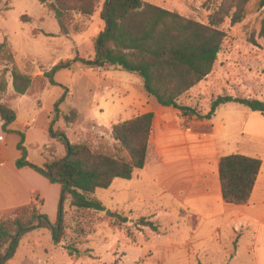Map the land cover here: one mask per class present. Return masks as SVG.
Returning <instances> with one entry per match:
<instances>
[{
  "label": "rangeland",
  "instance_id": "rangeland-1",
  "mask_svg": "<svg viewBox=\"0 0 264 264\" xmlns=\"http://www.w3.org/2000/svg\"><path fill=\"white\" fill-rule=\"evenodd\" d=\"M144 1L203 24H209L211 16L225 2ZM263 20L264 0H249L242 22L233 25L229 17L219 26L225 32V40L215 67L195 90L181 98L180 104L192 106L205 115L220 96L264 102V38L260 35ZM85 27L80 34L61 37L54 14L39 1L0 0V43L7 39L20 71L38 80L29 95L17 97L9 68L0 62V80L4 78L8 84L2 100L20 115L15 127L25 133V146L34 163L65 155L64 145L49 132L55 105L63 97L62 118L55 129L66 130L72 143L86 142L94 149L105 151H113L118 142L113 139L112 128L99 127L96 122L104 119L103 123L111 127L131 120L137 106L129 100V89H133L135 97L146 100L137 87L139 76L118 67L91 68L80 62L73 70L59 71L55 86L47 85L44 79L47 87L40 91L44 72L61 60L74 59L77 55L84 59L95 58L93 44L104 25L97 14ZM147 98L152 103V98ZM67 116L71 118L69 122L65 121ZM1 126L0 117V149L3 139L7 138L5 156L12 148L9 140L20 141V137L6 136ZM150 155L149 166L152 167V151ZM152 193L158 195L160 190L152 186L147 171L136 170L132 181L117 179L110 188L96 192L95 196L106 210L85 213L90 231L79 245V258L69 256L63 246L56 245L49 230L36 229L22 239L16 256L8 264H236L226 255L232 239L234 247L236 245L231 233L224 236L222 245L217 241L198 245L196 254L189 259L182 245L193 230L184 222H176L179 216L161 218L160 223L153 221L152 210L156 203H152ZM118 215L127 222L118 219ZM143 218L153 221L158 230L143 226ZM70 226L74 227L75 222Z\"/></svg>",
  "mask_w": 264,
  "mask_h": 264
},
{
  "label": "trees",
  "instance_id": "trees-1",
  "mask_svg": "<svg viewBox=\"0 0 264 264\" xmlns=\"http://www.w3.org/2000/svg\"><path fill=\"white\" fill-rule=\"evenodd\" d=\"M37 1L54 14L61 37L69 38L84 32L85 24L97 14L104 25L94 41L95 58L84 59L77 55L74 59L61 60L50 71L44 72L40 91L45 90L48 84L57 85V73L64 69L73 70L80 62L91 68L118 67L139 76L147 97L164 107L179 109L185 117L211 120L218 108L228 103L239 104L264 115V102L257 99L220 96L212 102L210 111L205 115L179 102L212 73L225 40V32L219 26L229 17L233 25L242 22L249 0H225L211 16L209 24L188 19L144 0ZM260 35L264 38V20ZM0 62L6 63L9 68L15 96L29 95L37 86L38 80L18 68L7 39L0 43ZM7 88V81L2 78L1 127L4 133H17L21 137L17 145L21 152L17 167L33 169L52 183L59 184L61 191L56 221H52L36 204L0 214V264H8L16 256L22 239L36 229L49 230L56 245L63 246L69 256L79 258V245L90 231L85 213L106 210L95 196L97 190L110 188L117 179L132 180L136 170L145 168L154 114L147 113L115 124L112 136L118 146L113 151L94 149L86 142L72 143L66 130L55 129L62 118L60 106L65 100L63 97L55 105L49 132L51 137L64 145L65 155L39 166L28 158L25 134L10 129L17 120V112L11 104L2 100ZM70 120L69 116L65 117L66 122ZM262 164L260 158L244 155L221 159L220 180L226 203H248ZM34 200H38V196H34ZM117 217L127 222L126 218ZM73 222L75 226L71 227ZM141 223L153 231L158 230L152 221L143 218Z\"/></svg>",
  "mask_w": 264,
  "mask_h": 264
},
{
  "label": "crops",
  "instance_id": "crops-1",
  "mask_svg": "<svg viewBox=\"0 0 264 264\" xmlns=\"http://www.w3.org/2000/svg\"><path fill=\"white\" fill-rule=\"evenodd\" d=\"M137 87L146 100L135 97L133 89L128 90L130 102L137 106L132 119L154 114L147 163L142 169L152 178V186L160 190L158 195L152 193V203H156L152 220L160 223L161 218L179 216L176 222H184L193 230L182 245L189 259L196 254L198 245L210 241L222 245L224 236L231 233L236 244L234 247L232 239L226 251L231 261L264 264V115L228 103L220 106L211 120L185 117L177 108L164 107L153 99L151 103L140 77ZM19 116L17 113V120L10 126L12 131L21 132L15 127ZM103 120L96 122L99 127L115 125L108 127ZM4 134L20 137L17 133ZM6 141L4 138L0 149V214L36 204L56 221L60 185L51 183L31 168L17 167L21 156L17 138L9 140L12 148L3 156ZM151 151L152 167L149 166ZM230 155L263 161L250 200L244 205L229 204L223 198L220 161ZM47 161L34 164L42 166ZM34 196H38V200H34Z\"/></svg>",
  "mask_w": 264,
  "mask_h": 264
},
{
  "label": "built area",
  "instance_id": "built-area-1",
  "mask_svg": "<svg viewBox=\"0 0 264 264\" xmlns=\"http://www.w3.org/2000/svg\"><path fill=\"white\" fill-rule=\"evenodd\" d=\"M100 69H102V68H100Z\"/></svg>",
  "mask_w": 264,
  "mask_h": 264
}]
</instances>
